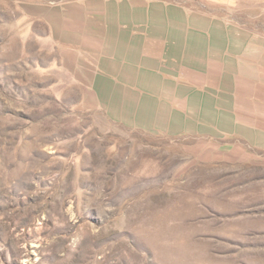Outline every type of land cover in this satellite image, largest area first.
<instances>
[{
	"label": "rangeland",
	"instance_id": "1",
	"mask_svg": "<svg viewBox=\"0 0 264 264\" xmlns=\"http://www.w3.org/2000/svg\"><path fill=\"white\" fill-rule=\"evenodd\" d=\"M43 1L0 0V264H264V152L203 158L87 105L31 54ZM169 1L264 34V0Z\"/></svg>",
	"mask_w": 264,
	"mask_h": 264
},
{
	"label": "crops",
	"instance_id": "2",
	"mask_svg": "<svg viewBox=\"0 0 264 264\" xmlns=\"http://www.w3.org/2000/svg\"><path fill=\"white\" fill-rule=\"evenodd\" d=\"M23 15L31 54H51L41 65L64 69L111 121L191 137L207 159L264 152V34L169 0L43 1Z\"/></svg>",
	"mask_w": 264,
	"mask_h": 264
}]
</instances>
